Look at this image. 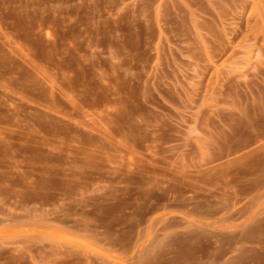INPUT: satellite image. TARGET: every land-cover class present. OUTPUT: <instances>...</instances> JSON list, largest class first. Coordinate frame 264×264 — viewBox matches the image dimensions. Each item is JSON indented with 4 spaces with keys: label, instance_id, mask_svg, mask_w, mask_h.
Here are the masks:
<instances>
[{
    "label": "rangeland",
    "instance_id": "rangeland-1",
    "mask_svg": "<svg viewBox=\"0 0 264 264\" xmlns=\"http://www.w3.org/2000/svg\"><path fill=\"white\" fill-rule=\"evenodd\" d=\"M0 264H264V0H0Z\"/></svg>",
    "mask_w": 264,
    "mask_h": 264
}]
</instances>
